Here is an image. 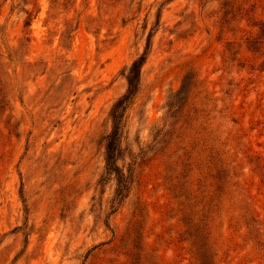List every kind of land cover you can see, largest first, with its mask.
I'll list each match as a JSON object with an SVG mask.
<instances>
[{
    "label": "rangeland",
    "instance_id": "rangeland-1",
    "mask_svg": "<svg viewBox=\"0 0 264 264\" xmlns=\"http://www.w3.org/2000/svg\"><path fill=\"white\" fill-rule=\"evenodd\" d=\"M143 50L116 203L108 110ZM204 243L264 264V0H0V264H204Z\"/></svg>",
    "mask_w": 264,
    "mask_h": 264
},
{
    "label": "trees",
    "instance_id": "trees-1",
    "mask_svg": "<svg viewBox=\"0 0 264 264\" xmlns=\"http://www.w3.org/2000/svg\"><path fill=\"white\" fill-rule=\"evenodd\" d=\"M148 46V38H146L145 49ZM146 59L145 50L133 58L122 69V75L126 81L125 91L118 96L110 105L108 110V119L110 127L108 133L104 138V163L108 172L112 173L115 180L114 199L118 203L129 183V172L126 173L117 166L116 159L120 153L121 132L123 127V116L127 107L135 98L140 81V69ZM202 256L205 258L204 264H210L209 256L207 254L209 246L206 243L203 245ZM202 264V261H201Z\"/></svg>",
    "mask_w": 264,
    "mask_h": 264
}]
</instances>
